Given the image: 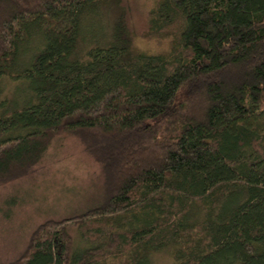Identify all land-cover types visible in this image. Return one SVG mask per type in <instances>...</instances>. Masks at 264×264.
<instances>
[{
  "label": "trees",
  "instance_id": "16d2710c",
  "mask_svg": "<svg viewBox=\"0 0 264 264\" xmlns=\"http://www.w3.org/2000/svg\"><path fill=\"white\" fill-rule=\"evenodd\" d=\"M102 1L0 0V80L36 30L43 44L36 102L0 116V187L61 134L101 170L97 203L0 264H149L169 245L172 264H264V0H118L113 40L82 52ZM139 35L168 49L137 51ZM19 202L0 193V216Z\"/></svg>",
  "mask_w": 264,
  "mask_h": 264
},
{
  "label": "rangeland",
  "instance_id": "374dc122",
  "mask_svg": "<svg viewBox=\"0 0 264 264\" xmlns=\"http://www.w3.org/2000/svg\"><path fill=\"white\" fill-rule=\"evenodd\" d=\"M117 1H102L91 6L87 16L81 17L78 44L80 38L84 39L79 47L93 41L100 45L113 40L114 26L122 13ZM140 1L142 5L147 2L144 8L140 4L143 13L153 7L154 0ZM31 37L20 45L12 67L0 80V116L36 102L35 83L27 71L43 44L37 30ZM90 46L82 48V52ZM134 46L137 51L147 53L168 49L167 40L143 35L135 37ZM100 189V166L84 152L81 141L67 134L55 137L45 156L25 177L9 182L7 187H0V193L13 191L20 201L10 218L0 216V259L16 256L31 230L43 220L74 215L97 203ZM148 258L149 264H172L173 248L169 245L153 251Z\"/></svg>",
  "mask_w": 264,
  "mask_h": 264
}]
</instances>
